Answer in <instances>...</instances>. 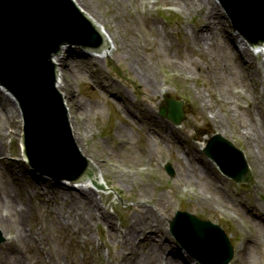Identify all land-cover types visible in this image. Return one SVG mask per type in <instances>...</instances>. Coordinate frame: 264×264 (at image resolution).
<instances>
[{"label":"rangeland","instance_id":"rangeland-1","mask_svg":"<svg viewBox=\"0 0 264 264\" xmlns=\"http://www.w3.org/2000/svg\"><path fill=\"white\" fill-rule=\"evenodd\" d=\"M90 2L85 10L114 37L113 55L102 60L87 53L89 60L73 59L71 69L62 70L68 83L63 92L81 147L100 166L111 189L109 193L90 192L100 210L113 220V227L107 222H93L88 233L60 225L47 211L46 201L34 205L35 220L30 218L23 224L42 233L47 246L40 243L41 248H51L64 264H117L122 249L119 233L138 218L139 208H151L159 224L157 238L163 245L159 256L164 250L165 257L198 264L169 232V220L182 210L225 230L235 248L230 264H264V233H257L260 227L264 230V223L257 225L235 205L238 198L243 200L264 220L263 105L254 69L259 64L264 74V55L251 57L244 53L247 65L243 67L235 61L242 55L225 51L223 38L209 44L196 39L197 33H208L203 25L210 24L213 32L233 35L236 40L232 24L213 0H196L197 6L185 5L184 0ZM75 51L85 52L79 48ZM130 57L140 58L141 62ZM145 78H151L154 86ZM100 80L108 86L106 90L97 85ZM116 94L132 105L139 120L128 115L127 106L116 100ZM166 95L185 101L188 118L180 126L158 113ZM4 97L0 91V101ZM7 109L10 120L2 114L0 120V131L6 134L0 143V157L6 156L14 163L16 172L29 183H56L47 176H37L19 160L22 121L12 102ZM150 128L166 135V139ZM251 128L260 145L242 136L241 129ZM214 133H221L245 153L252 171L249 183L237 184L205 156L202 148ZM166 162L173 164L175 177L167 174ZM6 163H0L1 172ZM205 163L212 164V173L223 191L214 189L212 179L200 172L197 177L191 171ZM9 186L15 193L12 180ZM1 230L0 245L10 237ZM139 246L145 252L152 248L142 243Z\"/></svg>","mask_w":264,"mask_h":264},{"label":"water","instance_id":"water-1","mask_svg":"<svg viewBox=\"0 0 264 264\" xmlns=\"http://www.w3.org/2000/svg\"><path fill=\"white\" fill-rule=\"evenodd\" d=\"M219 1L234 25L256 47L251 46L263 51L264 0ZM103 41L92 19L81 13L72 0H0V84L21 107L24 155L37 171L54 179L79 182L91 167L77 147L79 139L74 136L75 142L73 137V123L70 119V126L64 95L56 87L57 68L52 58L58 52L54 58L59 56L64 44L99 50ZM75 48L78 47L66 49L61 70H70L73 59H90L86 52H76ZM183 105V101L167 97L160 114L180 124L186 119ZM205 151L237 182L249 180L251 173L244 155L220 135L210 140ZM167 169L173 173L170 166ZM49 180L56 182L59 192L76 193L71 186H62V181ZM171 230L202 264H229L233 258L226 233L210 221L179 212L171 222Z\"/></svg>","mask_w":264,"mask_h":264},{"label":"bare ground","instance_id":"bare-ground-1","mask_svg":"<svg viewBox=\"0 0 264 264\" xmlns=\"http://www.w3.org/2000/svg\"><path fill=\"white\" fill-rule=\"evenodd\" d=\"M74 1L77 3V5H80L82 11H84L83 14L92 19V24L98 28L99 32L104 37L101 49L94 51L95 53L93 55L96 58L102 60L112 56L113 50L115 48L114 37L108 31L104 24L99 23L98 19H96L90 12H87L85 10V8H90V0ZM184 2L185 5L193 4L194 6H197L196 0H184ZM214 2L216 6H219L217 0H214ZM209 25L210 24L203 25V28H205L208 33H197L196 39L203 44H209L215 38H223L222 42L225 46V51H228L231 54H233V52H236L238 56H240V54L242 55L240 59H234L239 63L241 62L239 64L240 66L247 65V59L243 57L244 53L251 57L252 55H264V50L261 51L253 48L239 34H237V39L234 43L232 36L228 35L227 33H220L217 30H214L215 32H213V26ZM226 41L228 42V44H226ZM230 42H233V45H230ZM68 47L69 46L66 45L64 48H61L59 56L53 58L59 68V70L57 69L56 71L57 87L60 88L63 95V91L65 90L64 87L68 86V83L66 82L65 76L60 66L61 58L66 57L65 51ZM130 58L131 60H136L138 64L141 62L140 58ZM251 60H254V58H251ZM246 68L250 70L251 67ZM261 68L262 67L259 64H255L254 66L255 73L257 75L256 79L259 81V98L262 101L263 105V109L261 112L264 122V74ZM247 75L249 78L251 77L250 71L247 72ZM145 80L147 84L154 86L151 78H145ZM97 85L104 90H106L108 87L103 80H100ZM0 91L5 95V97L0 101V120L1 114L7 121L10 120V116L8 114L10 113V111L7 112V105L9 104V102H12V104L16 108L17 116L19 117V119H21L17 103L13 96L5 88L0 87ZM64 98L66 99L65 95ZM115 98L119 103L123 104V107L125 103L129 116L133 117L135 120H139L138 113L133 109L132 105L126 102V99H124L123 95L116 94ZM72 117L73 116L70 110L71 121ZM150 129L159 138L166 139V135H164L163 133H160L153 128ZM72 130L74 136L79 139V148L81 149L82 153H84V150L82 149L80 143L81 138L76 132L74 124L72 125ZM241 131L243 133L242 136L249 143L251 141H254L258 145L261 144L256 134L252 131V128L250 130L241 129ZM121 132L124 133L123 127H121ZM170 134L173 135L172 130L170 131ZM5 136L6 134L1 133L0 131L1 144H3V139L5 138ZM89 164L91 170L84 173L79 182H61L62 186H71V188L76 193H68L67 190L66 192L65 190L59 192L56 187V183L49 184L48 182H45L46 186H44L43 182L35 180L28 183L21 178L22 175L20 176V174L16 172L14 163L12 164L11 162H8V169H6L4 172H1L0 166V227L3 231L8 230L10 233L9 239L0 245V264H63L62 259L58 254H55V252H53L51 248H48V252H43V250H41L39 243H43L46 245V239L44 235L37 232L35 229H33V231H27L25 225L23 224L30 218H32V220H35L32 205L33 200H35V203L38 204H42V201H46L48 206L47 211L54 216V220L60 225H66L70 228H73L75 226L76 229H84L88 233H91L92 231L93 222H95L94 224H96L97 222H107L111 227H113V220L106 212L100 210L102 208H100V205L90 192V190L92 189L96 192L108 193V191H98V189L91 186L92 182L94 181L99 184H103V182L106 183L103 173L100 170V166L94 160L90 159ZM191 171L197 177L200 176L198 175V172H200L201 174H203V176L212 179V182L214 183V189L217 191H223L220 185L217 184V179L212 173V164H200L197 165V169L192 168ZM10 180H12L15 184V193L9 186ZM221 194V197L224 198L225 194ZM228 198H226V201L229 200ZM28 201H30L29 205L27 204ZM235 205L238 206L244 214H246L247 216H251L253 222H256L257 225L264 223V220L260 218V215L257 214L254 208L248 206L243 200L238 198L237 200H235ZM98 209L99 211H97ZM138 213V218L135 217L131 226L119 233L120 245L122 246V249H120L121 251L119 250L117 254L120 256V260L117 264H184L182 260L180 261L179 259L173 257L165 258L164 250H162L163 254H161V257L159 256L158 251L163 249V245L157 238V228L159 226L158 220L155 218V215L151 208H142L141 210L139 208ZM257 233H264L262 227L257 230ZM111 235L112 233L110 234V236ZM141 243L143 244V246L150 245L152 247L151 250H149L148 252L141 250V248H139V245ZM243 250L244 248L242 247L241 251Z\"/></svg>","mask_w":264,"mask_h":264}]
</instances>
